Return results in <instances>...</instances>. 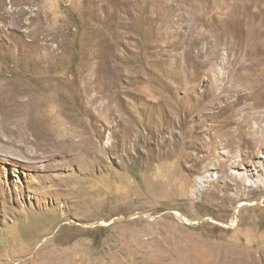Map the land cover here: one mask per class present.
Listing matches in <instances>:
<instances>
[{"label": "rangeland", "instance_id": "obj_1", "mask_svg": "<svg viewBox=\"0 0 264 264\" xmlns=\"http://www.w3.org/2000/svg\"><path fill=\"white\" fill-rule=\"evenodd\" d=\"M3 90L0 264H264V0H0Z\"/></svg>", "mask_w": 264, "mask_h": 264}, {"label": "bare ground", "instance_id": "obj_2", "mask_svg": "<svg viewBox=\"0 0 264 264\" xmlns=\"http://www.w3.org/2000/svg\"><path fill=\"white\" fill-rule=\"evenodd\" d=\"M7 88V87H6ZM11 90V89H10ZM8 91V90H7ZM13 91V90H12ZM17 92V90H15ZM11 91H9L10 94ZM12 93V92H11ZM11 96V94H10ZM9 95L7 96V93H5V91H0V113L3 116V119H6V117H8L5 114V110H6V105L8 104V106L10 107L11 105V97ZM14 102V101H13ZM12 102V103H13ZM6 104V105H5ZM17 104V103H16ZM19 105V104H18ZM17 105V106H18ZM16 107V105H15ZM11 110V109H10ZM9 110V111H10ZM15 110V109H14ZM8 113V112H7ZM12 113V112H11ZM17 114V113H16ZM12 115V114H11ZM16 116V115H15ZM28 116V115H27ZM29 118V117H28ZM10 119V118H9ZM25 123V124H24ZM20 121L18 120H14V119H10L6 121V126H10V134L11 137L9 138V143H13L15 141L14 138H12V136H15V133L21 138V141L23 143V147H28L29 148V144H32V138L31 136L35 134V130H32L31 128V119H28L26 122ZM19 138V139H20ZM53 147V146H52ZM32 148V147H31ZM54 149V147L52 148ZM35 154V153H34ZM35 156V155H34Z\"/></svg>", "mask_w": 264, "mask_h": 264}]
</instances>
